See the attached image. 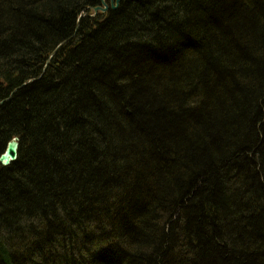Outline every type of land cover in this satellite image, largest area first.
Segmentation results:
<instances>
[{"label": "trees", "instance_id": "obj_1", "mask_svg": "<svg viewBox=\"0 0 264 264\" xmlns=\"http://www.w3.org/2000/svg\"><path fill=\"white\" fill-rule=\"evenodd\" d=\"M106 3L0 0V264H264V0Z\"/></svg>", "mask_w": 264, "mask_h": 264}, {"label": "water", "instance_id": "obj_2", "mask_svg": "<svg viewBox=\"0 0 264 264\" xmlns=\"http://www.w3.org/2000/svg\"><path fill=\"white\" fill-rule=\"evenodd\" d=\"M103 7L98 6L95 7L93 9V14H89L87 12L83 13L80 17H79V21H78V26H79V22L80 20L85 17V16H91V17H95L97 16L98 12H106L109 9V5L106 3V0H101ZM121 1L124 0H116L115 4L113 2V0H111V6L114 10H116L119 7V4ZM77 26V29H78ZM67 42V41H66ZM63 42L60 45H58V47L52 52V54L49 56L48 61L44 67L43 73L41 75V77L44 75V73L47 70L49 61L52 59V57L61 49V47L66 43ZM41 77L36 78V79H31L30 81H28L27 83H24L20 88L26 86L27 84H31L37 80H39ZM19 89V88H18ZM17 89V90H18ZM8 99H4L3 101L0 102V106L3 105L5 103V101H7ZM18 153H19V138L18 137H14L7 145L6 150L4 151V153L0 156V163L4 166H9L12 162L16 161L18 158Z\"/></svg>", "mask_w": 264, "mask_h": 264}, {"label": "bare ground", "instance_id": "obj_3", "mask_svg": "<svg viewBox=\"0 0 264 264\" xmlns=\"http://www.w3.org/2000/svg\"><path fill=\"white\" fill-rule=\"evenodd\" d=\"M114 4H115V2H114Z\"/></svg>", "mask_w": 264, "mask_h": 264}]
</instances>
